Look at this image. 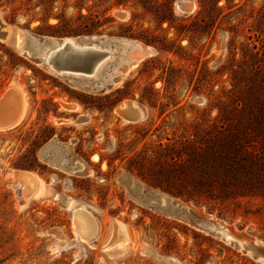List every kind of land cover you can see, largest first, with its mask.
Wrapping results in <instances>:
<instances>
[{
  "label": "rangeland",
  "instance_id": "374dc122",
  "mask_svg": "<svg viewBox=\"0 0 264 264\" xmlns=\"http://www.w3.org/2000/svg\"><path fill=\"white\" fill-rule=\"evenodd\" d=\"M1 25L21 30L22 41L25 31L42 40L96 37L105 53L119 39L150 55L130 63L111 91L93 93L0 39V100L14 88L24 104L19 123L0 129V264H260L146 199L175 198L193 216L201 211L264 243L260 199L203 201L172 172L204 144L233 71L248 53L264 57V0H0ZM126 101L144 118L123 119L116 109ZM28 176L37 180L33 193ZM82 206L94 236L82 230Z\"/></svg>",
  "mask_w": 264,
  "mask_h": 264
},
{
  "label": "trees",
  "instance_id": "16d2710c",
  "mask_svg": "<svg viewBox=\"0 0 264 264\" xmlns=\"http://www.w3.org/2000/svg\"><path fill=\"white\" fill-rule=\"evenodd\" d=\"M258 54V53H257ZM233 71L232 89L203 145L172 172L203 201L260 199L264 208V57L247 54ZM253 62V63H252Z\"/></svg>",
  "mask_w": 264,
  "mask_h": 264
},
{
  "label": "bare ground",
  "instance_id": "6f19581e",
  "mask_svg": "<svg viewBox=\"0 0 264 264\" xmlns=\"http://www.w3.org/2000/svg\"><path fill=\"white\" fill-rule=\"evenodd\" d=\"M119 17L123 19L126 17V15L119 14ZM1 29H4L3 39L5 41L11 40V42L14 43L13 45L18 47L17 50L20 54L25 55L26 57H29V58L31 57L35 59V61H38V64L41 67H43L48 72L54 75H58L59 77H61L60 75L62 73H67V72L71 73L73 75L72 77L70 78L61 77V78L66 79L67 81L75 85L76 87H79L81 89H87V90H90L91 92L98 91L99 89L104 87L106 84H111L112 86L115 87L118 83L122 81L123 75L126 72H128V70L130 69L131 67L130 63L137 64L138 62L142 61V59H144L147 55H150V51L141 44H138L136 42L127 41V40L113 39L111 40V42L109 41L108 43H111V45L114 44L117 47L114 46L111 48H106L107 49L106 52L105 53L103 52L104 55L100 57L102 59L99 58L94 66H93L94 64L93 63L91 64V67H89L90 71L87 73L88 78H83L81 76H78L79 73L77 71H72L68 68L69 64L64 61L65 56H68L69 54L84 53L86 51H90V49L103 51L105 47L103 39H99L96 37L95 38L87 37V38H83L79 40L78 39L56 40V39H46V38L42 40V39H38V37H34L32 34L27 33L25 31V40L22 41V38H21L22 31L21 30L14 29V28L12 29L8 25H1L0 30ZM75 41H81V43H76ZM65 43H71L73 45L72 50H75V51L70 52L68 49H65L64 48ZM119 45L122 46V49H118ZM111 64H117V66L114 68L110 76L107 77L109 74L108 75L106 74L107 76H105V71L108 68V66H110ZM53 68L54 70H57V71H53ZM115 78L116 80H114ZM17 97L20 98L21 96L17 94ZM20 99L21 100L16 99V90L13 88L9 90L8 93H6V96L2 100H0V129L10 128L19 123V121L21 120L23 116V112H24L23 111L24 110L23 100L22 98ZM125 109H127L126 110L127 115L130 116L132 114L134 115L138 114L140 120L144 118L145 116V111H144L145 109H142L140 105L134 102L130 101V102L123 103L122 107L120 108V111L125 110ZM118 114L121 115L120 113ZM54 145H56L55 141L51 143L50 147H53L54 149H59L60 151L62 150L61 148H59V146L61 145H58V144L56 146ZM59 150H55L56 156L58 152L61 153ZM66 150H69V149L67 147H64L65 153L68 152ZM47 152H49V150ZM75 164L76 166H78V169L80 168L79 171L85 168L84 165L79 162ZM21 173H24V172L16 173V179L18 181H20L18 178ZM28 179L29 180L27 182L34 181L33 188L30 185L26 184V186L28 185V187H30V189L33 190L32 191L33 193L37 189L36 188L37 180L33 176L31 177L28 176ZM27 191H29L28 188H27ZM146 193L148 194V191ZM148 196L149 198L146 199V202L149 203L150 205H153V207L155 206L160 211L170 213L172 215H177L181 217L182 220L184 219L185 221L193 220L199 229L205 231L206 233H210L219 239L225 240L226 243L231 244L230 242H233V247H235L236 249H238L239 251L243 253L249 254L248 251H244L245 246H250L252 249H254V247H257V246L258 247L264 246L263 242L258 241L256 239H252L251 237H248L244 235L243 233L234 231L233 229L228 227L227 224H223V222L221 223L215 220L214 217L210 215L203 216L202 215L203 213L201 211L199 212L200 217L195 216L196 213L192 210L190 205H186V204L183 205L181 203L175 202L174 201L175 198L174 200H172L166 196H163L161 194L154 193V192H150ZM77 210L78 211L83 210L82 215L85 216L86 225L84 228H82V230L87 231L89 234H92V236L96 235L97 230H96V224L94 222L95 220H92L94 218H92L90 214L85 213L86 209L83 206L80 208H77ZM193 213H195L194 216L192 215ZM76 215L77 213L75 214V216ZM237 238H238V241H235L234 239H237ZM121 240L122 238H119V241ZM258 262L260 264H264L263 260L260 257H259Z\"/></svg>",
  "mask_w": 264,
  "mask_h": 264
},
{
  "label": "water",
  "instance_id": "95a60500",
  "mask_svg": "<svg viewBox=\"0 0 264 264\" xmlns=\"http://www.w3.org/2000/svg\"><path fill=\"white\" fill-rule=\"evenodd\" d=\"M0 39L4 38V32H0ZM73 38H65L62 40H70ZM75 40V39H74ZM76 43H81V41H75ZM79 45V44H78ZM65 49H71L73 48V45L71 43H65ZM104 55V53L95 49H90V51H86L84 53H79V54H71L68 57L65 58V62L69 64L68 68L72 71H77L79 73L78 76H81L83 78H88V72L90 71L89 67H91V64H93V66L95 65V63L97 62V60L102 57ZM35 60V59H34ZM38 60V59H36ZM53 71H57L54 70ZM61 77H65V78H70L73 75L71 73H62L60 75ZM80 79V78H79ZM116 80V78L114 79ZM80 82V81H79ZM98 84V83H97ZM114 86H112L111 84H106L104 87H102L101 89H99L98 91H92L93 93H106L108 91H111V89H113ZM126 102H130V101H126ZM133 102V101H131ZM123 104V103H122ZM122 104L116 109L118 113H120L123 119H125L126 121L129 122H137L140 120L138 114L134 115H127V112L125 110L120 111V108L122 107ZM235 241H238L237 239H234ZM225 241V240H222ZM233 246V242H230ZM251 243V242H250ZM244 251H248V255L252 256V258L254 260H258L259 257H261V259L264 262V246H260V247H254V249H252L250 246H245Z\"/></svg>",
  "mask_w": 264,
  "mask_h": 264
},
{
  "label": "flooded vegetation",
  "instance_id": "af4514ba",
  "mask_svg": "<svg viewBox=\"0 0 264 264\" xmlns=\"http://www.w3.org/2000/svg\"><path fill=\"white\" fill-rule=\"evenodd\" d=\"M50 161V160H49Z\"/></svg>",
  "mask_w": 264,
  "mask_h": 264
}]
</instances>
